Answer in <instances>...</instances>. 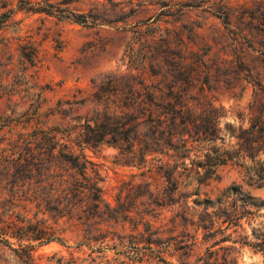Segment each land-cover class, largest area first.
<instances>
[{
  "label": "rangeland",
  "instance_id": "374dc122",
  "mask_svg": "<svg viewBox=\"0 0 264 264\" xmlns=\"http://www.w3.org/2000/svg\"><path fill=\"white\" fill-rule=\"evenodd\" d=\"M19 1L0 0V81L8 84L21 72L33 91L41 88L36 114L43 125L37 126L59 123L55 114L48 115L56 101L76 91L88 93L93 79L129 72L127 47L134 43L136 48L139 39L152 48L161 46L169 53L165 61L177 63L180 72L173 80H178L181 97L194 114L212 108L218 112L216 125H248L253 89L246 75L262 77L264 71V0H22L39 3L32 9L48 3L50 8L44 11L20 9ZM215 12L226 15L227 25ZM71 15H83L87 23H76ZM23 52L34 54L32 66ZM167 68L171 69L164 65L162 72ZM27 106L16 96L0 98V218L27 231L26 240L10 239L17 254L6 251V264H159L116 254L120 247L115 250L112 244L118 242L116 237L129 234L130 222L124 223V231L120 223L109 227L103 223L101 230L109 232L104 242H89L74 213L47 206L46 177L23 172L18 160L23 148L18 134L29 133L34 126L18 118ZM84 153L90 163L86 175L97 183L103 203L131 211L130 218L138 223L140 215L133 212L143 210L144 198L133 200L126 194L140 193L136 186L145 180L139 175L144 169L131 166L111 146ZM218 175L220 179L205 189L212 196L238 181L237 171L229 166L219 168ZM251 193L264 200V184ZM176 211L177 205L157 210L155 218H147L151 230L163 239L178 235L180 228L173 224ZM37 231L52 233L60 242L34 239ZM172 247L165 260L180 264ZM28 249V258L21 259ZM195 253L196 249L185 262L192 263ZM237 263L261 264V258L244 251Z\"/></svg>",
  "mask_w": 264,
  "mask_h": 264
},
{
  "label": "trees",
  "instance_id": "16d2710c",
  "mask_svg": "<svg viewBox=\"0 0 264 264\" xmlns=\"http://www.w3.org/2000/svg\"><path fill=\"white\" fill-rule=\"evenodd\" d=\"M34 5L22 0L17 3L20 9L50 8L48 3L38 9H32ZM215 14L227 25L224 13ZM71 16L76 23H87L83 15ZM135 44L136 48L134 43L127 47L129 72L105 74L91 81L88 93L76 91L70 98L56 101L48 112L58 117L55 126H37L43 125L36 114L41 88L33 91L23 73L12 75L8 84L0 81V98L16 96L23 105L28 103L18 118L34 125L29 133L18 134L23 145L18 157L22 171L34 173L38 179L46 177L47 206L74 213L89 242H104L109 232L101 230L103 223L106 227L120 223L124 231V223L130 222L129 234L116 237L118 242L112 244L115 250L120 247L116 254L127 260L145 258L169 264L165 256L172 244L180 264H188L185 260L194 249L197 253L190 264H238L244 251L259 256L264 264V200L251 193L264 184V71L262 77L247 71L253 89L247 106L248 125H216V110L207 108L194 114L186 107L181 85L173 80L180 68L165 61L169 53L140 39ZM22 57L34 64L33 53L23 52ZM162 63L171 69L162 72ZM101 145L118 149L127 163L144 169L139 175L145 180L136 186L140 193L126 194L133 200L144 198L143 210L133 212L140 215L138 223L130 218L131 211L103 203L97 183L86 175L90 163L84 151ZM226 166L237 171L238 181L212 196L205 189L220 179L218 169ZM172 205H177L174 228L180 231L163 239L157 230H151L147 218H155L157 210ZM26 232L0 218V264L9 261L6 251L17 254L10 239L26 240ZM40 232L33 238L60 242L52 233ZM29 250L20 258H28Z\"/></svg>",
  "mask_w": 264,
  "mask_h": 264
}]
</instances>
